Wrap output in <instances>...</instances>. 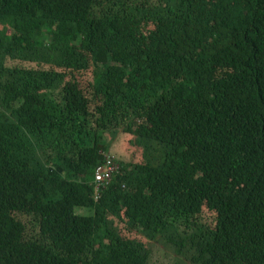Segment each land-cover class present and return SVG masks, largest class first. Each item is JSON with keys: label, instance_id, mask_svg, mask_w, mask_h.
<instances>
[{"label": "trees", "instance_id": "obj_1", "mask_svg": "<svg viewBox=\"0 0 264 264\" xmlns=\"http://www.w3.org/2000/svg\"><path fill=\"white\" fill-rule=\"evenodd\" d=\"M118 221L264 264V0H0V264H152Z\"/></svg>", "mask_w": 264, "mask_h": 264}, {"label": "rangeland", "instance_id": "obj_2", "mask_svg": "<svg viewBox=\"0 0 264 264\" xmlns=\"http://www.w3.org/2000/svg\"><path fill=\"white\" fill-rule=\"evenodd\" d=\"M90 72H91V70L85 71V75L83 78H80V79L76 78V79L80 80L81 83H84L85 81L88 80V78L90 76ZM123 137L131 139L132 142L136 141L135 138L126 136L122 132H120L117 135L116 139L113 140V143L117 144L120 141V139ZM126 143H127L128 147L130 148V152L132 151V153H133V155L130 158L132 160L131 162H133V161L137 162V163L143 162V158H142L144 155L143 149L133 145L130 141L126 142ZM113 156L116 157L115 155H113ZM116 159L122 162V159L120 156L116 157ZM78 213L79 214H87V211L85 209H78ZM30 227L31 226H29L28 229H30ZM118 232H119L121 237H123L127 240L142 243L145 250H150L151 256H152V264H178L179 256H177L175 254V252H173L171 249L165 247L162 239L154 240L153 242H149L145 238H143L142 236L138 235L136 232L128 231L125 224L122 222H119V221H118Z\"/></svg>", "mask_w": 264, "mask_h": 264}, {"label": "built area", "instance_id": "obj_3", "mask_svg": "<svg viewBox=\"0 0 264 264\" xmlns=\"http://www.w3.org/2000/svg\"><path fill=\"white\" fill-rule=\"evenodd\" d=\"M121 170V169H120ZM119 174V166L114 164L111 159H107L105 163L95 170V199L100 198L102 190L106 187L107 183L114 177L113 175Z\"/></svg>", "mask_w": 264, "mask_h": 264}]
</instances>
